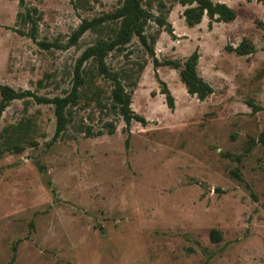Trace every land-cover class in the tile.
Instances as JSON below:
<instances>
[{"label": "rangeland", "instance_id": "374dc122", "mask_svg": "<svg viewBox=\"0 0 264 264\" xmlns=\"http://www.w3.org/2000/svg\"><path fill=\"white\" fill-rule=\"evenodd\" d=\"M121 1L0 0V84L45 98L68 95L76 60L111 31H86L74 44L70 38L83 19ZM151 1V12L162 15ZM162 1L172 34L149 21L154 56L183 62L197 49V72L212 94L203 101L188 94L179 69L154 67L133 37L105 64L144 124L132 120L125 130L111 106L112 82L92 60L55 139L53 104L9 102L0 114V264H264V151L257 142L264 1L211 0L236 18L210 27L205 14L188 27L182 13L189 6ZM243 39L252 53L228 50ZM212 229L221 234L217 243Z\"/></svg>", "mask_w": 264, "mask_h": 264}, {"label": "trees", "instance_id": "16d2710c", "mask_svg": "<svg viewBox=\"0 0 264 264\" xmlns=\"http://www.w3.org/2000/svg\"><path fill=\"white\" fill-rule=\"evenodd\" d=\"M178 3L182 6H189L182 13L188 27H194L199 24L204 14L209 18V27L212 22L228 23L236 18L234 10L222 2L214 3L211 0H178ZM152 5L151 0H122L121 4L113 11L102 13L91 19H83L77 31L70 38V44H74L77 38L86 31L104 32L110 30L111 33H108L106 38H100L88 46L76 60L70 93L63 97L45 98L35 95L30 90H15L8 85L0 84V114L9 102L17 99L32 98L37 103H51L54 106L56 121L55 139L65 129L69 121L68 107L76 104L80 96V88L85 84L84 63L92 60L95 62L94 65H96L98 74L104 78H108L112 82L113 87L110 94L111 106L122 117L126 126L125 130L129 129L132 120H137L144 124V118L131 110V93L124 89V86L120 82V76L112 72L105 64V58L108 53L123 51L133 37H136L141 45L147 49L148 53L152 55L154 67L168 66L172 69H179L180 81L184 85L186 92L190 95H195L200 101L205 100L212 94L213 89L197 72L199 59L197 49L187 56L183 62L177 60L158 61L154 56L152 45L156 41V36H147L145 32L149 21L153 20L160 26L165 25V31L168 33L172 34V30L170 25H166L164 20V16L169 13L166 4L162 0H157V9L163 11L162 15L159 14L157 16L151 12ZM19 6H23V0H19ZM20 15L22 14L18 13V16ZM30 22L32 24L30 37H34L35 22L32 19ZM113 24L115 28L111 27ZM228 50L241 56L252 53L254 47L248 40L243 39L236 47L228 48ZM162 93L166 94V104L172 110L174 108L173 96L166 89ZM249 104L253 111L262 109L250 102ZM107 125L109 126L108 133L112 134L114 132L113 123L109 122ZM257 142L264 151V130L258 135ZM13 147L16 148L17 146L14 145ZM210 239L212 242H219L221 240L220 232L217 229H212L210 231Z\"/></svg>", "mask_w": 264, "mask_h": 264}]
</instances>
